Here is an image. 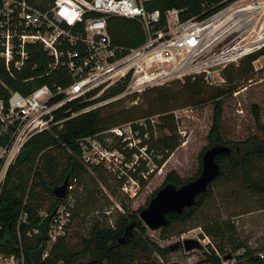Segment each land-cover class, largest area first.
<instances>
[{
    "label": "built area",
    "instance_id": "obj_1",
    "mask_svg": "<svg viewBox=\"0 0 264 264\" xmlns=\"http://www.w3.org/2000/svg\"><path fill=\"white\" fill-rule=\"evenodd\" d=\"M153 1L0 0V63L7 77L19 81L25 75L26 86L52 75L60 82L24 95L0 78L4 91L0 93V200L11 168L36 135L61 130L79 115L175 80L203 75L209 85H223L220 73L226 67L239 65L264 48V0H236L205 18L186 22L171 10L163 27H159L160 12L147 9ZM110 17L139 22L145 43L131 50L115 45L108 32ZM37 47L48 55L46 60L33 61ZM215 67L222 71L211 72ZM119 86H125L122 93L105 98ZM194 111L190 107L171 113L181 139L188 137L184 114ZM158 124V117H151L80 139L81 163L102 167L120 185L124 198L136 199L142 183L163 169L164 157L150 144ZM75 193L74 181L50 220L43 262L72 223ZM50 214L41 212V219ZM26 219L23 211L17 224L19 239ZM32 234L40 237L39 228ZM0 264H27L22 242L19 254H0Z\"/></svg>",
    "mask_w": 264,
    "mask_h": 264
},
{
    "label": "trees",
    "instance_id": "obj_2",
    "mask_svg": "<svg viewBox=\"0 0 264 264\" xmlns=\"http://www.w3.org/2000/svg\"><path fill=\"white\" fill-rule=\"evenodd\" d=\"M28 1L38 2L37 0ZM235 1L154 0L149 3L147 9L160 12L162 20L159 27H163L166 22L165 14L168 11L177 10L181 21L186 22L193 18H205ZM107 26L113 43L125 50L139 48L145 43L144 30L136 20L110 17ZM37 51L33 61L41 58L46 60V56L48 58L40 47H37ZM263 56L264 48L244 58L239 66L226 67L222 71L225 79L223 85H209L204 81L203 75L185 78L183 83L175 80L164 86L148 89L141 95L127 97L132 102L137 99L142 100L141 104L124 107L121 105L122 100H119L73 118L61 130L55 128L51 132L33 137L11 168L0 200V254H19L22 242L27 264H32L30 255L42 243L41 238L34 236L32 232L41 223V212L50 214L61 202L56 198L54 189L63 185L68 176H70V183L75 181L76 184L77 205L73 223L87 212L89 204H94L99 199V193L102 194L99 183L106 185L113 194L116 195L118 191L120 194V185L102 167L87 168L81 163L78 143L80 139L97 135L125 123L158 117L161 136L155 141V146L157 152H161L160 154L166 159L180 145V138L176 134V121L171 113L185 107L198 108L214 103L213 125L208 136L210 144L206 150L214 145L222 144L230 147L232 153L218 158L221 174L210 185L208 192L198 199L195 206L186 209L181 216H170L168 225L162 231L172 232L178 227H185L195 221L200 210L213 198L212 187L219 182L231 184L233 187L236 185L239 189L264 196V181L258 176L261 166L264 165V134L262 138L253 136L239 142H227L222 134L226 100L238 91L237 82L251 80L255 72L254 63ZM230 68L234 70L233 73L230 72ZM38 75L39 72L32 76ZM23 77H20L19 81L10 79L0 63V78L8 84L10 89L24 95L30 94L35 88L45 84L54 87L60 83L57 76L52 75L26 86L23 83L25 75ZM124 88L125 86L113 88L105 95V98L122 93ZM0 93H4L1 87ZM258 112L256 108V120L260 122ZM262 130L264 133V127ZM201 171L202 162L198 175L193 179L184 180L173 171L167 175L164 187L167 184L182 187L196 179ZM147 183L143 182L142 188ZM261 209H264V206ZM23 211L27 214V219L21 227V239H19L17 224ZM141 211L142 209L134 212L127 210L114 228L101 227L95 223L90 235L81 237L80 243L74 245L67 230L43 264H156L154 256L165 258L166 251L146 235V226L140 219ZM201 227L203 233L216 245L215 249L208 245L207 248L211 251H206L205 259L198 264H264V257L260 253L264 249L255 250L246 243L240 242L237 239L236 226L231 219L210 221ZM240 251L244 253L238 254ZM229 255H232V258L227 262L224 261V258Z\"/></svg>",
    "mask_w": 264,
    "mask_h": 264
},
{
    "label": "rangeland",
    "instance_id": "obj_3",
    "mask_svg": "<svg viewBox=\"0 0 264 264\" xmlns=\"http://www.w3.org/2000/svg\"><path fill=\"white\" fill-rule=\"evenodd\" d=\"M41 2L40 0H37ZM236 67L239 65H235ZM255 72L250 81L237 82L238 91L229 97L224 104V120L222 134L227 142L245 141L253 136L263 137L264 127V56L254 63ZM230 72L234 70L230 68ZM221 78L225 80L220 73ZM181 83L184 80H180ZM207 83V81L204 79ZM214 86V85H213ZM143 103L137 99L132 102L128 98L121 101L124 107H132ZM185 107L181 109H188ZM194 108V107H193ZM256 108L259 110L260 122L256 120ZM214 103L195 108L193 113L184 114V126L188 137H180V145L165 159L162 171L156 173L147 185L142 188L139 196L134 200H127L121 194H113L106 185L99 183L102 194L94 204L88 205V210L82 217L69 226L68 235L72 243H80L81 237H88L95 223L101 227L114 228L117 221L127 210L142 211L147 208L153 195L164 188L167 175L177 172L184 180L193 179L198 175L201 166V155L209 147L208 136L213 125ZM177 134V132H176ZM178 135V134H177ZM161 132L154 133L150 142L156 149L155 141ZM186 141V144L183 142ZM161 152H157L160 154ZM258 176L264 181V165L261 166ZM109 184H111L109 182ZM112 187V185H110ZM213 198L200 210L195 221L185 227H178L172 232L164 233L162 230L151 231L146 227V235L159 247L166 251L165 258L154 256L156 264H198L205 259V252L211 251L208 245L215 249V242L203 233L201 226L215 220L231 221L236 226L237 239L246 243L252 249H264V196H258L238 186L219 182L214 187ZM201 227V228H200ZM195 235L204 246L203 251L186 253L183 247V236L190 239ZM181 244V246H179ZM173 245H178L174 251ZM264 251L260 252L263 254ZM240 251L238 254H242ZM227 262V261H226ZM229 264V263H227Z\"/></svg>",
    "mask_w": 264,
    "mask_h": 264
},
{
    "label": "water",
    "instance_id": "obj_4",
    "mask_svg": "<svg viewBox=\"0 0 264 264\" xmlns=\"http://www.w3.org/2000/svg\"><path fill=\"white\" fill-rule=\"evenodd\" d=\"M219 71H222L221 67L211 69V72ZM231 153L232 149L222 144L214 145L206 150L202 157V171L196 179L179 188L173 184H167L158 191L148 207L141 211L140 219L145 226L151 231L163 230L168 225L170 216H181L186 209L195 206L198 199L208 192L210 185H212L221 174L218 158ZM69 185L70 176L66 178L63 185L54 189V194L57 199L63 200L66 198ZM54 214L55 210L43 219L38 226L42 243L40 247L30 255L32 264H43L42 256L46 247V242L49 239V223ZM183 247L188 254L194 251L205 250L202 243L197 239L184 240ZM177 248L178 245H173L171 250L174 251ZM231 258L232 255H229L224 258V261H228Z\"/></svg>",
    "mask_w": 264,
    "mask_h": 264
}]
</instances>
